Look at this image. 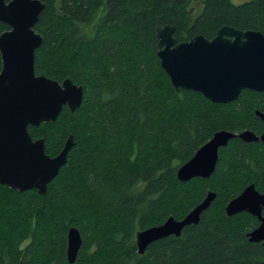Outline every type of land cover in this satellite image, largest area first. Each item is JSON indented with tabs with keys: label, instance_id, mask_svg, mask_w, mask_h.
Here are the masks:
<instances>
[{
	"label": "trees",
	"instance_id": "trees-1",
	"mask_svg": "<svg viewBox=\"0 0 264 264\" xmlns=\"http://www.w3.org/2000/svg\"><path fill=\"white\" fill-rule=\"evenodd\" d=\"M34 68L83 87L80 106L28 126L57 154L74 145L46 192L0 184V264H264V242L248 212L225 205L248 184L264 192V145L231 138L207 178L180 181L176 169L219 129L258 132L264 91L243 89L228 103L176 90L157 57L156 28L177 41L207 38L222 25L264 33V0H42ZM8 26L0 22V32ZM1 68V59H0ZM215 192L197 223L137 251L135 232L182 218ZM82 243L66 257L67 229Z\"/></svg>",
	"mask_w": 264,
	"mask_h": 264
},
{
	"label": "water",
	"instance_id": "water-1",
	"mask_svg": "<svg viewBox=\"0 0 264 264\" xmlns=\"http://www.w3.org/2000/svg\"><path fill=\"white\" fill-rule=\"evenodd\" d=\"M45 7L42 0H0V22L8 26L0 32V184L18 191L36 189L46 192L47 184L66 162L74 145L69 134L61 150L51 156L45 152L44 137L33 138L28 126L54 121L64 106L77 109L83 98V87L66 77L59 81L34 68L35 50L42 36L34 28ZM175 26L156 28L157 57L172 86L201 93L214 103H228L243 89L264 91V33L230 25L219 27L211 38L196 34L177 41ZM264 121V113L255 110ZM245 142L261 141L264 131L256 135L250 129L233 132L216 130L194 154L176 169L180 181L209 177L216 166L218 150L231 138ZM208 190L204 198L182 218L168 216L162 223L135 232L137 251L143 253L152 242L169 235L179 236L184 226L197 223L200 215L215 198ZM264 192L253 183L225 205L230 216L248 212L258 220L247 233L249 241L264 242ZM82 238L76 226L67 229L66 257L76 260Z\"/></svg>",
	"mask_w": 264,
	"mask_h": 264
},
{
	"label": "flooded vegetation",
	"instance_id": "flooded-vegetation-1",
	"mask_svg": "<svg viewBox=\"0 0 264 264\" xmlns=\"http://www.w3.org/2000/svg\"><path fill=\"white\" fill-rule=\"evenodd\" d=\"M264 113V112H263ZM260 119V118H259ZM261 120V119H260ZM261 122H262V128L258 131V132H254L253 130V132L256 134V135H260L263 131H264V121L263 120H261ZM251 130V129H250ZM256 142H258V141H256ZM259 142L262 144V145H264L260 140H259ZM220 148H222V147H220ZM220 148H219V150H220ZM219 150H218V152H219ZM219 154V153H218ZM262 215L264 216V207H263V209H262ZM254 218L256 219V221H257V224H258V220H257V218L254 216Z\"/></svg>",
	"mask_w": 264,
	"mask_h": 264
},
{
	"label": "rangeland",
	"instance_id": "rangeland-1",
	"mask_svg": "<svg viewBox=\"0 0 264 264\" xmlns=\"http://www.w3.org/2000/svg\"><path fill=\"white\" fill-rule=\"evenodd\" d=\"M232 1L235 2V3H240V2H243L245 0H232Z\"/></svg>",
	"mask_w": 264,
	"mask_h": 264
}]
</instances>
